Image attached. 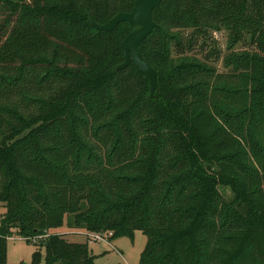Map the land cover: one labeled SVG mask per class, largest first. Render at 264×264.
Here are the masks:
<instances>
[{
	"label": "trees",
	"instance_id": "1",
	"mask_svg": "<svg viewBox=\"0 0 264 264\" xmlns=\"http://www.w3.org/2000/svg\"><path fill=\"white\" fill-rule=\"evenodd\" d=\"M133 5L0 0V264H95L88 242L48 232L65 219L143 232L140 264H264V0H162L139 48L154 97L133 63L116 68L128 24L92 26ZM15 229L44 254L7 263Z\"/></svg>",
	"mask_w": 264,
	"mask_h": 264
},
{
	"label": "rangeland",
	"instance_id": "2",
	"mask_svg": "<svg viewBox=\"0 0 264 264\" xmlns=\"http://www.w3.org/2000/svg\"><path fill=\"white\" fill-rule=\"evenodd\" d=\"M170 12L169 9H164L162 14L164 15V20L169 23L168 15ZM8 16V12L0 9V24ZM228 26H223L221 30H214L209 33V45L210 47L215 46L221 52L223 56L227 50L228 45ZM166 30V29H165ZM170 33L175 34L176 31L172 30ZM185 33H189V30H186ZM251 47L249 39L245 38L241 40L238 44L235 45V50L241 51L243 49H249ZM209 48V47H208ZM198 48L193 54L197 57H200L201 54H198L201 51H197ZM188 54V53H187ZM222 58V59H221ZM218 61L209 64L215 66L219 72H226L223 66V57ZM1 138V134H0ZM219 190L223 197L227 200L232 199L233 195L227 186H220ZM4 211L2 204L0 202V215ZM49 233H59L64 234L65 238L71 242H88L86 234L88 233L84 228H74L71 225L69 219H65L64 224L58 228H51L48 230ZM41 239H44L41 238ZM40 238L34 240V238L24 239L20 236L18 231L12 230L9 237L6 240V261L7 263H19V262H30L35 251L44 254V247L38 243ZM110 243L106 244L104 242L99 243H89L88 247L95 256V264H140L141 254L143 253L146 244L147 237L143 232L139 230L133 231L132 234H122L119 236L111 237Z\"/></svg>",
	"mask_w": 264,
	"mask_h": 264
},
{
	"label": "water",
	"instance_id": "3",
	"mask_svg": "<svg viewBox=\"0 0 264 264\" xmlns=\"http://www.w3.org/2000/svg\"><path fill=\"white\" fill-rule=\"evenodd\" d=\"M162 0H134L133 9L129 12H118L107 22L99 24L92 21V26L101 31H112L121 22H126L130 31L120 42L123 61L116 66L124 69L130 63L143 73L147 79L150 97L155 96L157 88V73L151 65L142 59L139 52L141 42L151 33L156 25L152 18V11L160 6Z\"/></svg>",
	"mask_w": 264,
	"mask_h": 264
},
{
	"label": "built area",
	"instance_id": "4",
	"mask_svg": "<svg viewBox=\"0 0 264 264\" xmlns=\"http://www.w3.org/2000/svg\"><path fill=\"white\" fill-rule=\"evenodd\" d=\"M111 236L112 232H88L86 234V238L89 243L104 242L109 244Z\"/></svg>",
	"mask_w": 264,
	"mask_h": 264
}]
</instances>
